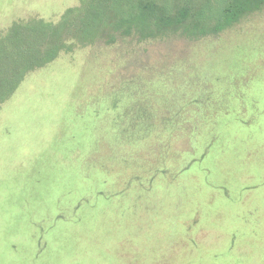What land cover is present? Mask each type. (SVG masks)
I'll list each match as a JSON object with an SVG mask.
<instances>
[{"label":"rangeland","instance_id":"rangeland-1","mask_svg":"<svg viewBox=\"0 0 264 264\" xmlns=\"http://www.w3.org/2000/svg\"><path fill=\"white\" fill-rule=\"evenodd\" d=\"M238 1L25 74L0 103V264H264V0ZM79 3L0 0V31Z\"/></svg>","mask_w":264,"mask_h":264},{"label":"trees","instance_id":"trees-1","mask_svg":"<svg viewBox=\"0 0 264 264\" xmlns=\"http://www.w3.org/2000/svg\"><path fill=\"white\" fill-rule=\"evenodd\" d=\"M229 1L220 12L216 11L219 0H215L207 7L215 6L216 13L211 14L195 0H80L55 22L37 17L16 21L0 31V103L29 70L56 58L69 40L86 43L107 32L113 41L114 32L124 36L132 30L143 38L156 37L183 26L206 34L242 14L243 2ZM199 17L207 24L197 22Z\"/></svg>","mask_w":264,"mask_h":264}]
</instances>
